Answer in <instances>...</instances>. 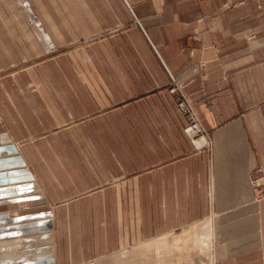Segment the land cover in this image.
Instances as JSON below:
<instances>
[{
  "label": "crops",
  "instance_id": "crops-1",
  "mask_svg": "<svg viewBox=\"0 0 264 264\" xmlns=\"http://www.w3.org/2000/svg\"><path fill=\"white\" fill-rule=\"evenodd\" d=\"M257 166L264 0H0V264H264Z\"/></svg>",
  "mask_w": 264,
  "mask_h": 264
},
{
  "label": "built area",
  "instance_id": "built-area-1",
  "mask_svg": "<svg viewBox=\"0 0 264 264\" xmlns=\"http://www.w3.org/2000/svg\"><path fill=\"white\" fill-rule=\"evenodd\" d=\"M176 90V87L172 88ZM179 105L181 109L188 113V117L190 122L185 127L186 133L192 140L196 149L208 148L211 145L210 139L206 133V130L202 127L200 121L198 120L196 113L193 108L188 104L186 100H180ZM264 166H257L250 175V183L257 190V194H261L264 198ZM257 195V198L259 196Z\"/></svg>",
  "mask_w": 264,
  "mask_h": 264
},
{
  "label": "bare ground",
  "instance_id": "bare-ground-1",
  "mask_svg": "<svg viewBox=\"0 0 264 264\" xmlns=\"http://www.w3.org/2000/svg\"><path fill=\"white\" fill-rule=\"evenodd\" d=\"M198 229L200 231H199V235L197 236L198 241H196L197 243L195 245V248H198L197 252H198L199 261H201V263H204V262H202L203 261L202 256H205L206 259L209 256L208 262H210L213 260V256H212L213 252L212 251H213L214 245H215L214 244V237H213L214 225L210 219L209 220L207 219V220H204L200 223V226L198 227ZM187 230L192 233L193 228L189 226L187 228ZM192 235H193V233H192ZM156 243H159V241L157 240ZM163 243H165L164 240H163ZM156 250H158V249H156ZM128 251H129V248H126V250H124L122 252L125 264H131ZM157 252H159V251H157ZM197 264H198V262H197Z\"/></svg>",
  "mask_w": 264,
  "mask_h": 264
},
{
  "label": "rangeland",
  "instance_id": "rangeland-1",
  "mask_svg": "<svg viewBox=\"0 0 264 264\" xmlns=\"http://www.w3.org/2000/svg\"><path fill=\"white\" fill-rule=\"evenodd\" d=\"M263 185H264V182H263ZM262 194V193H261ZM261 194H257L259 196L260 199H262V195ZM258 199V198H257ZM24 203V204H23ZM23 203H18V205H13L12 208L14 209V213H17L19 211H21V208H24V207H27L28 204H26V202H23ZM200 226V224L198 225V227ZM185 230V228L183 229H180L178 230L176 233L174 234H181L183 233ZM53 244V243H52ZM188 253V252H187ZM96 260L93 261L94 264H116L115 262H113V257L111 258V256H107V257H104L102 258L101 260H97V262H95ZM103 262V263H102Z\"/></svg>",
  "mask_w": 264,
  "mask_h": 264
}]
</instances>
